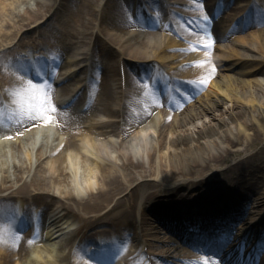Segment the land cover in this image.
Instances as JSON below:
<instances>
[{
  "label": "bare ground",
  "instance_id": "1",
  "mask_svg": "<svg viewBox=\"0 0 264 264\" xmlns=\"http://www.w3.org/2000/svg\"><path fill=\"white\" fill-rule=\"evenodd\" d=\"M45 1L34 0L31 8H27V13L24 14L13 13L7 9L8 6H12L14 0H0V25L15 26V29L10 33L6 31L3 33L6 37L10 36V41L6 43L12 42L11 45L0 48V95L7 96L9 100L19 101L22 97L3 91L9 87L14 88L15 91H23L22 93L26 94V97L33 95L27 91L29 81H31L27 75L28 72L25 74L24 68L21 70V67H17L16 63H21L22 60L23 64L26 66L28 64L27 60L21 56L22 50H24L23 54H27V51L28 53L30 51L37 53L38 49H44L43 45L50 39L48 35L50 33L47 34L42 25L50 26L52 17L59 12L58 6L63 7V1L67 0H55L57 4L55 1ZM96 1L81 0L80 3H69L72 7L70 14L73 17L70 22H65V26L68 28L69 36L72 39L63 42L61 48L59 44L52 43L55 55L54 57L51 56L55 67L52 72V82L60 79L63 75L65 76L61 82L71 78L72 73L67 74V70L62 69V64L67 60L71 65L78 66L80 79L75 84L71 83L74 86H71L63 97H67L82 85L83 88L81 86L80 89L85 90L86 88L84 91L86 97L83 96V101L92 91H95L94 103L96 105L91 103L87 109L80 111L77 106L82 102V98L79 95L77 104L75 102L74 106H69L66 109L53 107L56 109L55 112H46L45 117L49 115L52 117L50 121L47 119L33 121L19 110V114L12 112L10 115L7 114L8 117L11 116L14 122H17L16 126L0 127V211L5 214L4 220H6V223L2 224L4 229H0V247L5 249L4 254H0V264H42L39 260L43 257L46 249H41L40 243L44 242L47 246L52 245L46 254L52 255L56 251L57 263L69 264L68 250H71V241L68 243V250L65 253L59 248L54 249L56 240H50L55 235L61 237V233H74L79 236L80 242L85 235L86 239L89 240L88 244L93 245L99 236L102 237L103 241L110 237L117 239V236L120 235L123 238L134 235L136 239L138 235L133 231L138 214L136 206L141 207L142 211L148 212L149 215V217L140 215L139 221L142 226L147 221L156 222V226L150 228L152 232L148 233L145 227L147 232L142 236H146L147 246H154V250L160 255V258H163V254L168 253V258L166 257L168 264H173L177 257L181 258L182 253L185 254L184 257L189 258L187 262L184 260L183 263L185 264H238L233 257L231 259L227 257L232 253L235 256L239 252L236 250L235 242L229 243V234L241 233L250 223L246 229L245 237L250 240L249 242H253L251 247L259 250L264 243V191L262 194L258 193V196L253 197L252 195L263 182L264 170L257 163L255 164L254 160H261L262 154H264V146L258 152L246 154L243 159L225 170L214 171L211 172L212 174L196 179L192 178L193 173L190 172L202 174L206 170L214 169L216 162L227 159L230 151L234 150L228 148V152L224 155L221 154L222 152L216 153V151H224L227 146L253 147L260 140L264 142V102H261L260 107H258L256 95L248 90L251 79L255 80L258 74L264 75V28H260L256 32L251 31L252 33L247 40L249 45L243 46L236 42L238 46H242L250 54L243 55L238 51L236 45L228 48L227 55L239 57L233 62L220 60L216 57L217 59L211 65L203 61L201 64L194 65L190 70L188 69L189 66L181 67L182 65L179 64L178 67L180 68L178 69L188 70L195 81L206 82L208 80L210 83L207 85L205 93L197 94L194 98L191 97L190 93L184 97L180 96L178 99L179 106L175 105L177 109H180L178 114L164 109V112L153 116L154 106L172 104L166 100L165 95L159 97L153 92L152 96L148 97L147 102L134 103L135 99L139 101L141 84L130 76L129 68L124 67L123 73L119 71L118 59H112L107 68L97 71L94 73L95 76L87 79L89 73L81 70L85 66L82 63H85L86 52L82 51L80 53L82 54L81 58H78V46H75L76 40L73 39L77 38L78 34L81 37L87 34L91 35L93 22L98 21V19L100 22L102 21L101 18H104V14L107 13L103 8L106 7L107 3V6L110 3L113 15L111 13L109 18L115 22L113 24H120L122 26L120 28H126V31L123 34H121V29L118 33L112 32L111 34L108 32L109 36L106 38L117 45L121 52L127 56L131 58L152 57L155 61H166L172 65L179 60L191 58V55L196 54V52L183 53L184 48L192 46H186L185 42L170 33L161 35L160 33L142 32L145 38L138 39L139 32L134 33L128 27L135 23L143 26L146 22L141 19L136 21L132 19L128 3L125 5L120 0H105L102 5L103 12H101V9H93L91 6ZM122 1L125 2V0ZM227 1L224 0L223 8L225 9L220 13L216 27H213L215 23L210 20L207 21L206 18L208 14H211L214 0H169L163 9L164 13L170 16L175 10L185 14L186 20L198 29L209 25L213 31L215 29L221 31L224 28V22L226 26L235 15H240V20L237 21V24L235 23L237 27L241 25L240 21L243 16H249V12H245L248 0H245L243 6L233 5L234 7ZM111 2H113L112 5ZM258 2L261 6V0ZM28 3L31 5L30 2ZM235 3L239 4V0ZM18 5L20 3L16 4V6ZM41 7L45 10L43 16L45 13L48 14L42 19V25L39 26L38 32L47 35L38 36L39 41H35L33 36L26 41L23 40L22 35L33 34L29 23L33 20L32 22L36 24L35 21L41 18L40 15L36 17L40 14L36 9ZM166 7L171 8L167 9ZM252 22L255 24L261 22L264 25V16L260 15L259 21L252 19ZM152 25L150 23L148 26L151 27ZM236 25L233 26L234 29L237 28ZM94 27L99 33H94V48H97L96 40L101 35L100 24L98 23ZM21 28H24L25 33L22 32L21 35H17ZM179 31L185 39L197 40L196 38H198L189 29ZM218 31L216 36L221 38L223 36L222 31L221 34ZM124 36H129V38L123 39ZM199 45L194 44V46ZM19 48L22 50H18ZM69 48L72 50L67 51ZM110 50L107 58H112L115 54L113 50ZM16 54L17 56L14 57ZM199 54L200 56L211 55L207 50ZM63 55H65L64 58ZM244 56L248 57L245 61H241L240 58ZM38 59L41 62L40 68L39 65L37 66L38 71L46 79L48 75L47 71L43 70L45 69L44 57L40 56ZM38 59L35 58L36 61ZM235 62L240 67L232 65ZM145 64L148 65L149 63ZM230 67L238 69V76L236 75L231 79L229 76L222 75L216 80L218 75ZM56 69L59 70V76L55 74ZM9 70L18 73L19 76L12 78L13 80L9 79ZM25 70L29 71L27 67ZM42 71L45 74H42ZM109 77L114 82L117 80L116 87L119 91L113 89ZM42 80L37 79L31 83L33 82L32 84L47 92L51 97L50 107H52V103L61 101L62 98L54 100L53 85H45L44 82H40ZM212 87H216L229 99V105L226 106L220 100L207 101L205 99L210 92H215ZM121 89H123V93L120 92ZM34 95L42 98L43 92ZM128 98L131 100V104L127 103L126 99ZM26 100L24 108L31 105V100ZM120 100H125L126 103L120 104ZM185 101L189 103L183 105ZM61 104L63 103L59 102V105ZM4 108L3 104H0V114ZM115 116H120L122 123L116 124L112 120ZM104 118H108L107 121L103 120ZM145 118H149L154 124L158 123L160 129L156 132L154 144H143L138 148L133 146V141L136 139L135 135L142 133L143 125L141 122ZM198 121H200V125H197ZM46 126L53 128L54 132L47 131ZM8 127L13 128L14 131ZM20 133H22L21 136ZM238 134L242 137L238 138ZM60 136H63L62 144ZM115 137L120 141V143H116L117 145H115ZM128 137H130L129 140ZM143 140L142 138V141L138 143H144ZM27 141L32 143V147L28 146L24 150L23 145ZM219 143L220 145H217ZM3 144L8 148L5 149ZM239 151L240 149H236L233 153H239ZM250 161L253 165L251 166L252 173H260V176L246 179L241 175V180L233 177L234 175L238 176L235 173L246 167ZM164 168H167L169 173H161ZM78 169L80 173H78ZM155 174H157L155 176L157 180L153 178ZM173 177H180L182 182L168 187L171 185L169 182ZM224 182L233 183L234 186L232 188L225 187ZM152 183L157 186L155 189L146 194L140 192L146 186L153 187ZM181 187L185 189L180 194L187 190L185 193L187 196L185 198L179 194L178 197L173 196L176 194L174 193L175 190ZM192 187L195 190L191 189ZM73 189L81 191L75 192ZM172 189L175 190L172 191ZM176 191L178 192V190ZM162 193L167 194V196ZM251 198L254 203H252ZM255 204L257 205L255 206ZM55 206L56 208L59 206L61 209L54 212L56 208L53 209V207ZM36 207L42 208L41 214H38V220H33ZM172 207L174 209L171 212ZM74 218L78 220L76 227H73ZM178 218L184 219L187 222L186 225L196 223L199 229L193 237L199 243L201 240L205 245L210 244V246L207 245L210 250L202 247V251H206L202 253V259H199L200 255L193 253L187 246L191 245L195 248L194 245L196 244L186 240L183 223ZM102 219H109L112 227L110 230L97 229L98 226H102L97 224ZM13 220L20 222L14 221L13 223ZM223 229L225 231L222 232V235L225 239L221 241L215 237H218ZM235 229L236 231H234ZM37 232L38 235L42 236L40 242L29 241V244L25 241L21 243V238L32 240L33 233L36 234ZM168 233L172 235H166ZM108 247H112V245H108ZM75 249V264L93 263L87 259L83 260L86 257L89 258L87 255L89 252L84 249L82 244L77 245ZM121 250V253L116 256H111L112 252L108 256L109 260L112 258L114 259L113 262L118 264H129V254L125 253L124 249ZM50 255L48 256L49 261L52 258ZM248 255L249 252L248 254L243 253L244 257H249ZM261 260V258L252 259L245 264H261ZM151 264H156V262Z\"/></svg>",
  "mask_w": 264,
  "mask_h": 264
},
{
  "label": "rangeland",
  "instance_id": "2",
  "mask_svg": "<svg viewBox=\"0 0 264 264\" xmlns=\"http://www.w3.org/2000/svg\"><path fill=\"white\" fill-rule=\"evenodd\" d=\"M33 1L34 0H14L12 6H8L9 8H7V9H10L11 12H13V13H24V14H26L27 13V11H26L27 8H31V6L33 4ZM41 1H43V0H41ZM54 1L55 0H51L50 2H54ZM120 1L123 4H125V5H126L127 2L130 3V4H127V5H129L133 9V11H134L133 12L131 10V13L133 14V15H131L132 18L135 19L136 16H137V17H140L141 19H143V16H144L146 19L151 18V19L156 20L159 24H161V30L160 31L157 30V32L163 35V32L165 31V29H163V27L165 26V23H164L163 19L160 17V15L157 12H155L151 8H146L147 9V12L144 11V10H142V5H138V4L135 5V0H125V2L122 1V0H120ZM131 1H133V3H134V5H132V6H131ZM152 1L155 2V0H152ZM28 2H30L31 5ZM71 2L80 3L81 0H67V1H63V5H62L63 7H60V5L58 6L57 10H59V12L57 14H54V16L52 17V22L50 23V26H48V25H42L41 24L42 23V19H44L47 16V14H48V13H45L44 16H43V13L45 11L44 8L41 7L39 9H36L37 12H40V14L36 15V17H38L40 15L41 18H39V19H37L35 21L36 24L32 22L33 20L29 23V26L32 28L33 34L22 35V39L26 41L31 36H33V39L35 41H39L40 39H39L38 36H43L44 35L43 33L38 32L39 26L42 25V28L47 32V34L50 33V34H48L50 36V39L43 46L49 47V49L50 48L52 49L53 48L52 43H54V44H57V45L59 44L60 45V48H61L62 45H63V42L67 41L68 39H72L69 36L70 32H69L68 28L65 26V22H68V21L70 22V19L72 20V17H73L72 14H70V10H71L72 7H71V5L69 3H71ZM104 2H105V0H97L96 3H94L93 5H91L93 9H97L98 10V8H101V12H103V10H105V12L107 11V13L104 14V18H101L102 21L99 22V24H100L99 29L101 30V33H100L101 35H100L99 39L96 40V42H97V48H94V44H95L94 35L91 36L90 34H87L86 36L81 37V35L78 34V37L73 39V40H76V45L75 46H78L77 47V49H78V56L77 57L78 58H81L82 54H80V53L82 51H86V47L88 48L89 52H92L91 58H90L89 55H87L88 56V60H86V63L87 64L85 66L86 68L89 69L86 72L91 73L90 76L94 75V73H96L99 70L105 69V67L107 68V66L109 65V63L112 62V59H114V60H116V59L121 60V63L127 61V64L125 63L124 65H126L129 68L130 73H132L133 75H136L139 72L138 71V67H140L142 64L146 63V60L144 58H131L130 56H127L126 54L120 53V52L115 53L112 58H107L110 48L113 49V50H117L116 45H114L113 43H111L106 38V37L109 36L108 32H110L111 34H112V32L118 33L119 30L121 29V34H123L122 32L123 31H126V28H124V27L123 28H120V27H122L120 24H113L115 22L114 21L112 22V19L109 18V15L111 13L113 15L112 8H110V3H109L108 6H107V4H108L107 3L106 4V7L103 8V10H102V5H103ZM261 2H262V5L261 6L263 8L258 11V18H259L260 15H263L264 16V10H263L264 9V0H261ZM19 3H20V5L16 6V4H19ZM55 4H57L56 1H55ZM112 4H113V2H111V5ZM215 4L216 5L219 4V1L216 0L215 1ZM36 10H34V11L36 12ZM51 12H53V11H51ZM106 15H108V17H105ZM30 16L32 18V14ZM207 19L210 20L209 15H208ZM212 21H213V23L216 22V20L215 21L212 20ZM95 22H93V27H92L94 33H95V27H94V25H98V22L97 23H95ZM38 23H40V24L37 25ZM216 26L217 25L215 24L213 27H216ZM260 26L261 27L255 28L252 31L256 32L257 30H260V28H264V26H262L261 24H260ZM76 28H77V26H76ZM128 28H131V30L134 33L139 32L140 35H139L138 39L145 38V35H142V32L143 31L144 32H149V30L146 29L145 26H139V25L132 24ZM13 29H15V26H11V25L1 26L0 25V48L7 47V46H10L11 45L12 42H10V44H5L7 41H10V36L9 37H6V36L3 35V33L5 31L7 33H10ZM22 32L25 33L24 28H21L18 31L17 35L18 34L21 35ZM196 32L200 34L201 39L206 44H210L211 45V47L208 48V49L202 48L203 51H206L207 50L208 53H210L211 55L210 56H207V55L204 56L203 55V56H200V57H198L196 59H192V60H194V62H191L189 64V68H188L189 70L194 65L201 64L204 60L208 64L211 65L212 63H214V60L217 59L216 57H218L220 60H226L227 62H233V61H235L236 59L239 58L238 56H233V55H227L226 54V53H228V48L230 46H232V45H236L238 51L240 53H242L243 55L250 54L249 51L244 50V48L242 46H238L236 44V42L237 43L239 42V45H243V46L249 45V44H247V42H248L247 40L249 39V36L252 33L251 32V29H249V28H248L247 31H240L239 32V31H236L235 30V31H231L229 34H226V35H223L222 34L223 36L221 38H219L217 41H213L212 40L213 36H212V33L210 32V29H208V28L207 29H203V30L197 29ZM218 32L221 34V31H218ZM152 33H156V32H152ZM158 33H156V34H158ZM46 35H44V36H46ZM82 35H84V34H82ZM88 37H89V39H88ZM127 38H129V36ZM90 39L92 40L91 46H90V43H89V40ZM15 40H16V38H15ZM196 49L200 50L201 48H196ZM18 50L21 51L22 49L19 48ZM70 50H72V49H70V48L67 49V51H70ZM20 51H18V52H20ZM196 51L197 50H194L193 47H190V48L185 49L184 52L191 54V53H195ZM23 52H24V50H22V52H21L22 58L23 57H26V56L22 55ZM65 53H66V51H65ZM16 56H17V54L14 57H16ZM64 56L65 55H63V58H64ZM211 56H213V58ZM203 58H204V60H203ZM243 59H245V58H240L241 61ZM128 61H130V62H128ZM27 62H28V60H27ZM68 62H69V60H67L65 63L62 64V69L67 70V72H71V71L74 72L75 66H73V64L71 65ZM137 63H141V65H138ZM116 64H117V62H116ZM165 65L167 66L168 64H163V69L166 68ZM232 65H235V67H240V66H238V64L236 62L234 64H232ZM18 66L19 67H23L24 66L23 63H22V60H21V63H17V67ZM63 66H64V68H63ZM156 66H157V64L156 63H153V61H151V63H149V65L147 66L146 77H148V78L152 77L153 78V74H154V70L153 69L156 68ZM169 68H167L166 70L167 71L170 70ZM171 69H172L173 72H171L170 74L178 75V73H176L178 71L174 70V68H171ZM81 70H85V69L82 68ZM9 73H10L9 76H11L12 78H16V76L18 75V74H16V72H13L11 70H9ZM56 73H58V70L56 71ZM237 74H238V69H235V68H231L230 67V69H228L226 71L224 70L223 73H221L220 75H218V77L216 78V80H218L222 75L229 76L232 79V77L236 76ZM187 75H188L187 73H184L182 76H185L186 77ZM109 78H110V80H109L110 81V84L113 86V89H117L118 88V87H116L117 86V80H115V82H114L111 79V77H109ZM79 79H80L79 72L78 73H73V76H72V78L69 81V84L64 85L61 88H59L58 89V93L60 95L65 94L67 92V89H69L71 86H74V85H71V83L73 82L75 84V83H77V81ZM199 82L197 84H195V87H196L197 90L195 92H192L191 93V97H193V98L196 97L197 94L200 95V94L205 93L206 87L210 83L207 80L205 83L202 82L198 86ZM142 83H143L142 84L143 85V87H142L143 88V90H142L143 94H141L140 97L144 98V100H143V103H144V102L148 101V96L150 94H152V91H150V87L148 86V84H147L146 81H144ZM187 83L188 82L185 81V80L181 81V84L183 86H185V87L187 86ZM215 86H216V84H215ZM212 88L215 90V92H210L205 97V99L207 101L208 100H212V99H214V100L216 99V100H220L221 102H224L223 104H226V106L229 105V103H230L229 99L226 98L223 95L222 92H220L218 89H216V87H212ZM248 90L250 92H252L253 94L256 95L257 104L259 105L258 107H260L261 102H264V75L258 74V75H256L255 80L254 79H251V83H250V86L248 87ZM84 91H85L84 89H81V91L79 92L82 100L85 97ZM116 95H117V93H116ZM179 98H180V96H177V94L174 93V96L169 101L174 102V100H175L176 101L175 102L176 105L179 106V100H178ZM187 103H189V102L188 101H185L183 103V105L184 104L186 105ZM97 107H98V104H97ZM164 109H166L168 111H173L176 114H178V112L180 111V109H177L173 105H169V106H158L157 107V110L154 111L153 116H156V115L164 112ZM84 123L86 124L87 122H84ZM197 123H198L197 125H200V121H198ZM116 124H119V123L116 122ZM142 125H143L142 128H141L142 133L140 135H135L136 136V139L134 140V143H136L135 146L138 147V148H140L143 144L144 145H149L150 143L151 144H154L155 139H156V134H157L156 132H157V130L160 129V125L158 123H155L154 124L150 119H147V121H145ZM225 127H227V126H225ZM249 132H251V130H249ZM241 137L242 136L238 134V138H241ZM142 138L144 139L143 140L144 143H142V144L141 143H138V142L142 141ZM217 145H220V143L217 144ZM224 145H226V144L224 143ZM28 146L32 147V143H30V141H27V143H25L23 145V149L26 150V147H28ZM263 146H264L263 140L258 141L257 145H255L253 147H239V146H236V147H228L227 146L224 151H221V150L219 152L216 151V153L222 152L221 154L224 155L226 152H228V148L234 149V150H231L230 151L227 159H225L223 161L216 162L214 164V165H216V167L214 169H210V170H213V171L206 170L202 174L190 172V173H193L192 174V178H195L196 179V178H199V177H202V176H207V175L211 174V172H214V171L225 170L228 167L233 166L237 161L243 159L246 156V154L255 153V152L260 151L263 148ZM213 147H215V146H213ZM236 149H240L239 153H233ZM254 161H255V164L257 163L259 165V167L264 170V154H262V157H261V160L260 161H257V160H254ZM251 166H253L252 165V161H250V163H248V165H246V167H244L243 169H239L235 173V174H238V176L237 175H234L233 177H236L237 180H239V179L241 180V175H243V177L246 178V179H252L254 177H257L258 175L260 176L261 175L260 173H252V171H251L252 170V167ZM161 173H169V170L167 168H164L161 171ZM156 175L157 174H155L153 176V178H155ZM155 179L157 180V178H155ZM232 181H234V180H232ZM181 182L182 181H181L180 177H173L172 180H171V182H169V183H171V185L168 186V187L175 186V185H177V184H179ZM224 185H226L225 187H228V188L229 187L232 188L234 186L233 183H231V184L228 183L227 184L226 182H224ZM152 186L153 187H151V188H149V187L146 186L140 192L142 194H146L148 191H150L152 189H155L157 187V186H155V183H152ZM195 188H200V187H195ZM184 189H185L184 187H181L179 189H176V190H178V192L175 189H172V191L175 190L174 193H176L173 196L178 197V194H179V195H181L182 198H185L187 196L185 194L187 192V190L183 194H180V192H182ZM191 189L195 190L193 187ZM263 191H264V177H263L262 184L259 186L258 190L255 191V193H253L252 195H253V197L254 196H258V193L262 194ZM163 195L167 196V194H163ZM189 196H192V195L189 194ZM251 201H252V198H251ZM252 203H254V200L252 201ZM256 205L257 204H255V206ZM247 206H250V205H247ZM53 208L55 209L56 206L53 207ZM172 209H174V207H172L170 209L171 212H172ZM57 210H59V209H55V211H57ZM136 211L138 212V214L136 215V220H135L136 225H135V228H133V231H135V233L139 234V237L137 239H135V236L133 235V237L132 236L128 237V238H132V239H124V238H121V235L120 236H117L116 235L117 237L120 238L121 246L123 244H125V249H124V252L125 253H126V251H127V253L132 252L133 250H134V252H136L135 247L138 248L139 242L140 243H143L142 240H145V238H146V236L145 237L143 236V238L141 236V235H143V234H145L147 232L146 229H145V227L147 228L148 233H149V232H152V229H150V228L152 226H156V222H150V221H147V223H144L145 225L142 226L141 222L139 221V217H140V215H143L144 217H149L148 212H145V211L143 212L141 210V207H137V206H136ZM0 214L2 215L1 212H0ZM174 214H175V211H174ZM99 224H101L102 226H98L97 229L104 228V230H110L112 228L110 226L109 219H102V221L99 222ZM104 230H102V231H104ZM185 230H187L189 237H191V230L190 229H187V228ZM95 232H97V231H95ZM166 235H172V234L168 233ZM68 239H69V237H67L64 241H62V242L59 243L60 238L59 237H56V239H55L56 240V243L53 246V248L54 249L59 248V250L62 251L64 246H66V248L68 247V243L70 242V241H68ZM52 240H54V239H51V241ZM86 242L87 241H85V243ZM42 244H43V247H42ZM83 246L86 248V246L84 245V243H83ZM51 247H52V245L47 246V244H45V243H40V248L43 249V250L46 249L45 250L46 252L49 251V249ZM146 247H147V250L149 252H155L156 251V250H154L155 249L154 246H147L146 245ZM3 251H4V249L3 250L0 249V254ZM46 252H44V255H43L42 259H40V261L42 262V264H61L62 263V262L61 263H57L58 261H56V258H55L56 257V251L54 252L53 256L50 255V254H46ZM153 254H155L154 256L156 258L158 257V253H153ZM49 255L52 256L51 261L48 260V256ZM93 255H95V254H93ZM72 257H73V255H72ZM140 257H141V255H140ZM69 259H71V258H69ZM157 260H158V263L159 264H163V262H161L159 258H157ZM70 261L71 260H69V263H70ZM262 263L264 264V261ZM63 264H68V263L63 262ZM132 264H141V263L139 262V259L134 258V260L132 261Z\"/></svg>",
  "mask_w": 264,
  "mask_h": 264
},
{
  "label": "snow or ice",
  "instance_id": "3",
  "mask_svg": "<svg viewBox=\"0 0 264 264\" xmlns=\"http://www.w3.org/2000/svg\"><path fill=\"white\" fill-rule=\"evenodd\" d=\"M205 49L211 47L210 44H205L203 46ZM27 91L33 93L30 97H21V108L22 110L26 111L28 113V118L33 121L38 120H45L47 119L50 121L52 119L51 115L45 117L46 112H55L56 109L53 107H50L51 97L47 94V92H44V90L40 89L37 85L32 84L31 81H29V87ZM43 92V97H39L34 95L35 93H41ZM26 99L31 100V105L27 109L24 108V102ZM11 139V137H8Z\"/></svg>",
  "mask_w": 264,
  "mask_h": 264
}]
</instances>
